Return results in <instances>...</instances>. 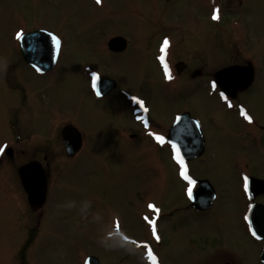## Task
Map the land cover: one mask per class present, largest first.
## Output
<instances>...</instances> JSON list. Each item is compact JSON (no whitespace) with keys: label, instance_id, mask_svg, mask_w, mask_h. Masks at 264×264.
<instances>
[{"label":"rangeland","instance_id":"rangeland-1","mask_svg":"<svg viewBox=\"0 0 264 264\" xmlns=\"http://www.w3.org/2000/svg\"><path fill=\"white\" fill-rule=\"evenodd\" d=\"M42 28L60 38L61 48L54 69L38 76L19 61L16 33ZM167 33L181 36L174 49L186 67L175 88L163 83L168 78L156 59L158 38ZM114 34L130 40L125 52L105 49ZM250 54L264 85V0H0V264H83L89 254L100 264H150L149 252L157 264L229 258L259 264V245L241 228L246 203L237 166L264 176V145L240 134L236 122L232 130L219 128V107L201 84ZM193 68L199 77L186 74ZM93 73L115 77L119 88L95 98ZM248 95L264 125V88ZM133 97L144 105L141 121ZM178 111L208 121L206 152L189 169L211 181L216 200L198 218L184 210L183 165L149 134L164 135ZM66 121L82 137L71 157L57 137ZM12 123L19 139L9 160L2 148L16 135ZM41 156L48 162V193L38 213L27 205L16 167ZM151 203L159 209L160 243H152L146 225ZM217 245L222 249L211 255ZM223 248L235 257H223Z\"/></svg>","mask_w":264,"mask_h":264},{"label":"water","instance_id":"water-1","mask_svg":"<svg viewBox=\"0 0 264 264\" xmlns=\"http://www.w3.org/2000/svg\"><path fill=\"white\" fill-rule=\"evenodd\" d=\"M52 37V34L46 33L42 30L26 33L19 40L20 57L34 66L40 72H46L52 69L56 60L59 45V43L53 41ZM108 46L112 50L119 51L125 46L124 39H122L121 37L112 38L109 41ZM227 71L241 73L244 72L245 69L241 67H229L227 69H224L222 72ZM100 83L104 84L101 89L102 92L108 91L114 85L111 84L110 86V82L105 79H103ZM180 126L181 123L177 122L172 129L173 131L170 130V134H172L173 136L172 132L176 131ZM61 133L66 152L70 155L74 154L81 144L79 132L73 126L67 125L63 127ZM193 136L195 137L194 151L186 152L179 147L181 156L187 159L193 158L202 152V139L200 140V136L196 131H193ZM180 137V135H177L176 137H173V139L176 143H178V141H180ZM8 153L11 154L10 150L8 151ZM18 174L20 176L21 184L27 194V200L30 207L33 209L41 207L46 197V179L44 177L41 165L36 161H31L25 165L20 166L18 168ZM258 182L262 183L258 180H252V188L256 184H258ZM207 183L208 182L206 181L201 182V185L203 186L199 192L200 194L203 193L205 200L201 199V201L198 197L196 203L201 208H206L207 206H209L211 201V198H209L210 192L205 185ZM250 220L254 231H256V233L258 234H261V231L264 230V216H255L253 214L251 215ZM86 264H99V262L95 257H89L86 260Z\"/></svg>","mask_w":264,"mask_h":264},{"label":"flooded vegetation","instance_id":"flooded-vegetation-1","mask_svg":"<svg viewBox=\"0 0 264 264\" xmlns=\"http://www.w3.org/2000/svg\"><path fill=\"white\" fill-rule=\"evenodd\" d=\"M249 57H250V60L244 58V59H241L242 61H235V62H231L230 64H248V63H252L251 60H252V57H254V56L250 54ZM184 68H185V65L184 64H182V65L180 64V68L179 69L183 70ZM254 71H255V77L257 78V73L258 72L256 70V67H255ZM200 75H201V70H200V74L198 75V77ZM201 84H202V87L204 88L203 90H205V87H206V85L208 83H206L205 80L203 79ZM262 85H263L262 81L254 80L247 88H245L244 90L238 91L237 93L233 92V89L227 90L228 94H225L223 96L224 98L220 97V91L221 90H220L219 86H217L215 84V87H214V96L216 98V104L219 107V111H220V115H221L220 119H219V121L217 123V126L219 128L220 127H224V128H226L228 130H232L233 129L232 122L234 124L236 122V124L238 126H240L239 127L240 130H241L240 134H244V136L249 135L248 137H252V136L256 137L255 142L260 147H263V145H264V136H263V134H264V125L261 124L257 120L256 113H255V111H254V109L252 107L254 105L257 107V105H256L257 103L254 104L255 102H252V104H250V101L246 99V96L249 97L248 94L252 95V94L256 93L259 88H264V85H263V87H261ZM240 106L244 107L245 113L248 115V117L251 118L250 120L249 119H243L242 117H239L238 110H239ZM206 121H207L206 119L200 118V123H201L203 131L207 128ZM212 126H213V128L216 127L215 126V122L212 124ZM165 129H167V128H165ZM245 171H246L247 175H252V176H254L256 178L264 179V176H262V175H253L252 172L250 171V169H248L247 167H246ZM241 177H242L241 173H238V175H237L238 183H241ZM241 194L243 196L242 192H241ZM261 196L262 197L264 196V191H263V193H261L260 197ZM254 202H260L261 204L264 205V201H263L262 198L261 199L260 198L254 199ZM241 225H242V223H241ZM241 228H242L243 232L246 234V236H249L246 227L244 225H242ZM260 243H261V246L263 248L264 247V238H263V240L260 241ZM213 257H216V256L213 255ZM210 264H218V263L216 262V263H210ZM220 264H226V262H221Z\"/></svg>","mask_w":264,"mask_h":264},{"label":"snow or ice","instance_id":"snow-or-ice-1","mask_svg":"<svg viewBox=\"0 0 264 264\" xmlns=\"http://www.w3.org/2000/svg\"><path fill=\"white\" fill-rule=\"evenodd\" d=\"M99 2H100V0H97V3H99ZM216 18H217V16H216L215 13H214V14H213V19H216ZM16 36H17V38H19V37L21 36V32H17V33H16ZM52 39H53V41H55L56 43H59V41L56 39V37L53 36ZM168 43H169V41H168L167 39H165V40L163 41V45L161 46V52L164 51V47L167 46ZM160 60H161V62L163 63V61H164V57L161 56V57H160ZM164 70H165V78H170V77L168 76V67H167V64H164ZM92 77H93V81H95L96 74L93 73V74H92ZM213 87H215V85H213ZM97 94H99V93H97ZM221 97L224 98V97H223V94H221ZM135 99H136V98L133 97V100H135ZM137 102L142 104V102H139V101H137ZM246 118L249 119V120L251 119L250 117H246ZM149 134H150V135H153L157 141H159V142H161V143L164 142V137H162V136H160V135H156V134H154V133H149ZM171 147L176 151V158H177V160L180 162L181 165H183V160H182V158H181V156H180V151H179V148H178V146L176 145V143L173 142L172 145H171ZM181 175L184 177V179H185L186 181L189 182V184L192 183L190 177H189L188 175H186L185 172L182 171V172H181ZM189 195H191V189H189ZM153 207H154L153 205H151V204L149 205V208H153ZM145 220H149V218H148V217H145ZM151 223H152V222L149 220V224H151ZM152 234H153V236H155L157 239H159V237L157 236L156 228H155L154 226L152 227ZM149 256L153 259V264H155V257L152 256L151 252H149Z\"/></svg>","mask_w":264,"mask_h":264}]
</instances>
